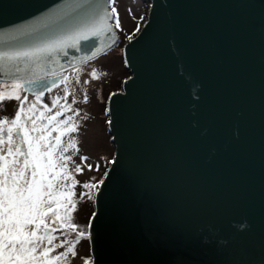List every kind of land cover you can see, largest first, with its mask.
Segmentation results:
<instances>
[{"label": "water", "instance_id": "water-1", "mask_svg": "<svg viewBox=\"0 0 264 264\" xmlns=\"http://www.w3.org/2000/svg\"><path fill=\"white\" fill-rule=\"evenodd\" d=\"M105 12L107 0H0V52L87 30L97 58L119 42ZM138 28L105 93L90 264H264V0H144ZM71 43L0 59V82L38 95L95 59Z\"/></svg>", "mask_w": 264, "mask_h": 264}, {"label": "snow or ice", "instance_id": "snow-or-ice-1", "mask_svg": "<svg viewBox=\"0 0 264 264\" xmlns=\"http://www.w3.org/2000/svg\"><path fill=\"white\" fill-rule=\"evenodd\" d=\"M114 14H116V8L112 7L111 12H105L101 17V22H106ZM115 26L120 27L119 17L116 15ZM107 31H111L112 26L105 23ZM139 30V28L137 29ZM87 30L80 31L75 37L68 36L62 40L53 42L52 44L45 45L39 48L24 49L13 52H0V59L7 58L9 60H21L23 58H32L38 53L54 50L57 45L69 44L72 48H79L80 50L88 49L95 46V43L81 44L79 41H89L90 37L86 34ZM131 40V37H129ZM96 51H91V55H85L83 59L92 60L97 56ZM91 76L95 78L97 73L93 71ZM65 81L68 77L63 78ZM33 81L29 80L26 82H16L14 84L13 91L18 93L21 91L25 84H31ZM87 83V81H84ZM56 86V82L53 81L51 85L44 83L41 88L42 90L36 95L35 100L39 101L44 95V89L51 90ZM65 97L67 100V85H65ZM19 101V110L14 113V118L5 117L0 119V161H6V157H13L11 161V167L5 162L3 166H0V264H53L51 260H38L35 253L37 249L41 247L45 238H47V244L52 245L53 240L59 239L58 236H53L52 232H61V235L69 236L75 233L76 241H80L84 238V233L78 231L75 225H68L67 229H64L63 220L64 217L61 215L60 209L63 208L65 213L76 209L77 206L72 202V197L75 195L72 190L76 181L73 180V184L63 185L55 183L56 180H64L71 178V173L68 171V163L72 161V156L64 155L69 149L76 148V141L74 139L69 140L68 146L64 147L61 154L57 159H53V152L61 144V136L55 137L56 144L48 145L46 137L40 135L33 137L29 133H35L38 131L35 119H30L28 113L24 109V102L28 100L27 95L21 99L20 95L5 97L0 92V110L4 108V101L6 99H12ZM86 102L88 97H83ZM60 103V98H54L52 106L56 107ZM72 103H75L73 100ZM35 102L32 103L28 112L35 109ZM62 109L72 111L70 104L60 105ZM44 108L48 111L51 109L47 105ZM61 111H57L55 115L49 117V122L56 119L57 116L62 115ZM25 119L30 123L31 128L28 129L24 124H21V119ZM66 120H72V117H67ZM65 123V121H61ZM10 125L7 127V142L4 139V125ZM46 127V126H45ZM14 129L18 131L14 132ZM78 129V125L72 124L68 127L67 132H75ZM26 146V150L25 147ZM19 157H23V167H17L20 163ZM44 157H47L44 162ZM87 160V157H81V164L74 165V174H82V164ZM59 167L62 171L55 172L52 179H49V173ZM91 165L88 168L91 169ZM8 168V171H5ZM25 170L31 172V178L29 179L25 175ZM107 175V173H106ZM68 188L65 192L62 189ZM82 187L88 189L90 185L87 182L82 184ZM68 198L65 201V198ZM85 194L82 193L80 199L83 200ZM71 205V209L69 208ZM78 210V209H77ZM95 213H93V216ZM45 217L53 224H57L56 228H51L50 224H45ZM59 222V223H58ZM35 223L36 228L39 229L40 225H44L43 235H37L35 229H29L28 226ZM92 225V219H89V227ZM51 228V231L49 229ZM64 229L63 231H61ZM55 247H65V241H61L60 244ZM55 248H45L41 253V257H48L50 251H54ZM77 255L74 247H67L66 251L58 254L54 260L60 261L63 258H75Z\"/></svg>", "mask_w": 264, "mask_h": 264}, {"label": "rangeland", "instance_id": "rangeland-1", "mask_svg": "<svg viewBox=\"0 0 264 264\" xmlns=\"http://www.w3.org/2000/svg\"><path fill=\"white\" fill-rule=\"evenodd\" d=\"M108 10L111 12V8H116V14L111 17V23L114 27L116 35L119 39L118 44L102 54L101 56L95 58L91 62H87L84 65L67 72L65 75L61 76L60 83L55 86L50 91L46 92L40 101H33L31 97H28V100L24 102V109L28 113L30 119H35L37 123H40L37 128L40 130L35 132V135L30 132L29 134L33 137H38L44 135L46 137V143L48 145H55V137L57 135L61 136V144L53 152V159H57L61 154V151L64 147L68 146V142L71 139L76 141V148L69 149L64 155L72 156V161L67 165L69 173H71V178L64 180H56L55 183L63 185H72L73 180L77 183L72 189L74 191V196L71 198L72 202L76 204V209L69 208L70 212L65 213L64 209L61 208V215L64 217L63 224L64 229H67L68 225H75L78 231L84 233V238L79 242L75 239V233L64 236L61 235V232H52L53 236H58L59 239L53 240L52 245L47 244V238L43 241V244L40 248L37 249L35 255L38 260H51L53 264H90L91 259L89 255V246L87 237L85 234L87 217L89 211V204L91 194L95 188V185L99 179V176L103 170V167L107 161V158L111 152L112 145L109 143V137L102 127L105 125V93L110 92L116 88L117 82L119 80L120 74L126 76V71L123 67V62L121 58V47L120 42L129 39V37H134L137 31L140 15L142 12L144 0H107ZM116 15L119 17L120 27L115 26ZM95 71L97 76L93 78L91 73ZM68 77V80L65 81L63 78ZM87 81V83H84ZM14 82L10 83H0V92H2L5 97L14 96L16 94L20 97H24V92L21 90L18 93L13 91ZM65 85H67V100L64 99ZM55 96L60 98V103L58 107H53L52 103L49 102L50 97ZM87 96L88 99L85 102L83 97ZM75 103H72V101ZM35 102L36 107L33 111L28 112V109L31 107L32 103ZM3 110H0V119L5 117L14 118V113L16 110H19V101L12 99H6L4 102ZM70 104L72 111L62 109L60 105ZM44 105H47L51 111H48L44 108ZM57 111H61L63 114L58 116L53 124L47 125L45 122L48 117L53 116ZM67 117H72V120H66ZM65 121V123H61ZM27 122V121H26ZM72 124L78 125V129L75 132H67L68 127ZM27 127L30 129L31 125L27 122ZM10 125H4V139L7 142V127ZM46 126V127H44ZM18 129H14V132ZM25 150H26V146ZM81 157H87V160L83 162V173L74 174V165L81 164ZM13 157H6V161H0V166L6 162L9 167H11V161ZM20 163L17 167H23V157L18 158ZM47 157H44V162H46ZM88 165H91V169L88 168ZM97 166V171H94ZM5 171H8V168H5ZM62 170L57 167L52 172L49 173V179H52V176L55 172H61ZM25 175L29 179L31 178V172L25 170ZM87 182L90 187L85 189L82 187V184ZM63 191L67 192L68 188L64 187ZM85 194L83 200L80 199L79 193ZM68 198H65V201ZM78 209V210H77ZM69 217V218H68ZM45 224H50L51 228H56L57 224H53L51 221L45 217ZM28 228L35 229L37 235H43L44 225H40V228H36V224L33 223L28 226ZM51 228L49 231H51ZM62 229L61 231H63ZM61 241H65V247H55L60 244ZM55 248L54 251H50L48 257H41L40 253L45 248ZM67 247H74L77 255L75 258H63L60 261H55L54 258L66 251Z\"/></svg>", "mask_w": 264, "mask_h": 264}, {"label": "trees", "instance_id": "trees-1", "mask_svg": "<svg viewBox=\"0 0 264 264\" xmlns=\"http://www.w3.org/2000/svg\"><path fill=\"white\" fill-rule=\"evenodd\" d=\"M0 83H2V82H0ZM26 94H24V96H25ZM28 97V96H27ZM32 99H33V101H35L36 102V100H35V97H31ZM54 98H57V97H55V96H52V97H50V99H49V102H51L52 103V101H53V99ZM21 99H23V97H21ZM39 102H41L40 100H39ZM57 107H58V105H57ZM55 115V114H54ZM58 117V116H57ZM56 117V118H57ZM49 118V117H48ZM56 120V119H55ZM55 120H53V121H51V122H49V119H47L45 122H47L46 123V126L47 125H51V126H53V124H54V122H55ZM21 124H24L25 125V127L26 128H28L27 126V122L25 121V119L23 118V116H22V119H21ZM40 123H37L36 124V126H38ZM45 127V126H44ZM29 129V128H28ZM38 129V131L40 130L39 128H37ZM32 134H34L35 135V133H32ZM7 136V135H6ZM100 168V167H99ZM79 195H81V192L79 193ZM69 218V217H68ZM59 223V222H58Z\"/></svg>", "mask_w": 264, "mask_h": 264}, {"label": "flooded vegetation", "instance_id": "flooded-vegetation-1", "mask_svg": "<svg viewBox=\"0 0 264 264\" xmlns=\"http://www.w3.org/2000/svg\"><path fill=\"white\" fill-rule=\"evenodd\" d=\"M60 81H61V78L59 79V81H58V83H56V86L60 83ZM54 88V87H53ZM53 88H51V89H53ZM49 91V90H48ZM48 91H46V92H48ZM45 92V93H46ZM44 93V94H45ZM28 97H36V95H27ZM104 111H105V103H104ZM98 168H99V166H97V168L94 170V171H97L98 170Z\"/></svg>", "mask_w": 264, "mask_h": 264}]
</instances>
